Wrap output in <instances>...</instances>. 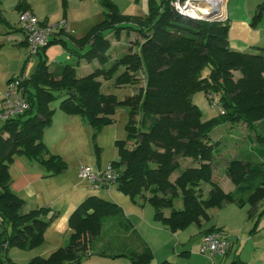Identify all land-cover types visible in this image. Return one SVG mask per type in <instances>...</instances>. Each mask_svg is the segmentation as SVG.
Returning a JSON list of instances; mask_svg holds the SVG:
<instances>
[{"label": "trees", "instance_id": "16d2710c", "mask_svg": "<svg viewBox=\"0 0 264 264\" xmlns=\"http://www.w3.org/2000/svg\"><path fill=\"white\" fill-rule=\"evenodd\" d=\"M173 1L148 0V13L134 16L123 14L114 0H100L105 18L87 35L70 36V43L55 37L38 51L37 67L23 82L30 108L0 127V264H21L7 255L9 248L39 246L49 224L59 217L51 207L25 212V200L10 186V166L17 155L38 162L49 176L67 170L64 159L43 141L58 94L65 95L60 109L83 116L95 137L114 121L117 107L128 109L127 137L116 141L118 159L110 162L118 172L116 186L135 203H151L155 220L170 231L192 224L202 226L210 221L211 209L227 203L250 204V217L256 215L264 201V161L226 159L225 172L234 184L233 191H226L213 180L215 158L222 152L210 133L221 122H243L249 128L264 125V45L256 53L233 50L228 20L185 17ZM19 8L30 10L23 5ZM263 16L264 1L257 6L252 25L257 26ZM109 30L117 39L125 30L135 31L141 39L110 67L99 66L78 76L82 61L97 60L105 65L110 59ZM54 43H63L76 61L49 62L43 53ZM134 44L139 47L136 51ZM206 66L210 73L203 76ZM101 77L115 79L117 87L135 85L137 90L119 99L114 93L103 92ZM196 92L218 96L225 113L203 120V111L193 100ZM132 140L135 143L129 147ZM256 140L264 142L263 131L256 132ZM185 159L191 164L183 165ZM205 183L211 184L207 195ZM177 199H181L182 208L176 207ZM262 210L264 213V207ZM69 226L67 245L22 264H82L92 256L127 257L132 264H149L154 259L152 248L111 199L88 196L70 215ZM217 231L225 234L216 225L205 234ZM105 237L106 242L100 245ZM186 253L189 251L182 252ZM159 264L181 263L165 260Z\"/></svg>", "mask_w": 264, "mask_h": 264}, {"label": "crops", "instance_id": "0c3cea01", "mask_svg": "<svg viewBox=\"0 0 264 264\" xmlns=\"http://www.w3.org/2000/svg\"><path fill=\"white\" fill-rule=\"evenodd\" d=\"M114 1L120 6L121 1L124 0ZM263 1L264 0L223 1V9L229 21V45L233 50L256 53L259 51L258 47L264 45V16L257 26L252 25V18L256 8ZM19 5H23V7L25 6L32 10L43 23L55 24L65 21L66 27L63 30H56L52 38H62L69 41V43L71 42L70 36L80 38L87 35L92 27L105 18V11L100 0H0V31H4V34L10 33L11 30L23 33L20 45L26 48L27 43L25 34L20 26V15L22 11ZM59 44L68 51L63 43ZM1 46L2 45H0V48ZM43 55H45L49 61L46 50ZM31 74L22 75L30 76ZM9 80L10 78H7L5 86L0 89V101ZM54 119L62 121L67 132L70 131L68 129H74V123L85 128L91 126L83 116L81 117V115L78 114L69 115L61 111L60 107L55 108L53 124ZM53 124L45 130L43 135V141L48 145L49 149H51L52 145L49 132L54 128ZM51 152L53 153V151ZM81 165H76L74 171L69 175H67L66 172H62L49 176L47 171L38 162L24 155H17L15 157L14 162L10 166V186L17 195L25 200L24 211L29 212L40 207H51L59 212V217L49 224L45 231V240L39 246L34 249H21L18 247L9 248L7 255L14 262L22 264L30 261L34 257H47L57 248L67 245L71 234L69 226L70 215L78 205L90 195H98L107 199H112L118 204H122V206L119 205L122 207L125 216L140 234L144 242L150 247L154 246L147 238L149 236L144 228V224L153 227L169 239L174 238L166 227L164 228L154 222V207L151 209L148 207L147 203L138 205V203L133 201V203L129 202L121 195L122 191H120L117 186L115 187L117 189L115 191L113 187L110 189L91 188L88 183L83 180L86 182V184H84L80 177ZM222 167L223 166H221V169ZM100 168L104 167L99 161L97 169ZM233 189L226 191H232ZM261 205H263V202L259 204V206ZM245 206L239 207L235 203H227L223 207L218 208L219 211L216 214L217 219L211 221V223L213 222L212 225L209 224V221L203 224L205 228L202 230L201 238L197 244H192L188 249H185L186 245L182 242V238H179L180 235H176L178 241L173 242L174 245L173 247L169 246V250L167 249L168 245H164L161 254H158L157 250L151 247L154 252V259L149 264H159L165 260L181 264H264V226H259L260 220L264 218L255 216L250 217V209L248 219H256L254 225L251 227V225L247 223L248 219L245 213H243ZM239 208H241V210H239ZM223 211L226 212V217L223 216ZM262 215H264V213ZM211 216V219L215 218V215L212 213ZM213 225H216V227L224 231L229 237L231 244L226 255L216 256L211 259L201 252V245L206 229ZM1 229L0 224V232ZM105 239L106 237L103 238L100 245L106 242ZM179 244L183 246L179 248ZM183 251H189V253L182 254ZM82 264H132V262L127 257L109 258L105 256H92L84 259Z\"/></svg>", "mask_w": 264, "mask_h": 264}, {"label": "rangeland", "instance_id": "374dc122", "mask_svg": "<svg viewBox=\"0 0 264 264\" xmlns=\"http://www.w3.org/2000/svg\"><path fill=\"white\" fill-rule=\"evenodd\" d=\"M181 1L185 2L187 0ZM119 7L123 14L134 16H145L148 13L149 8L148 0H124L121 1ZM4 33V31H0V45H2L0 48V89L5 86L7 78L12 79L19 77L22 74H31L35 70L37 62L39 60V56L37 54H31L28 48L20 45V43L22 42L23 33L15 30H11V32L8 34ZM106 35L112 41V46L109 51V54L111 55L110 59L107 61V63H105V65L101 64L97 60L93 62L82 61L77 69L78 76H84L93 71L94 68L99 66H105L106 68L110 67L116 58H119L128 52L130 45H132L135 40L141 39L140 36L132 30L130 32H128L127 30L123 31L119 39L115 37L114 32L111 30L107 31ZM134 48V50L136 51L139 47L134 44ZM46 55L49 57V61L52 62L59 63L66 61H76L75 57H73L59 43H55L47 47ZM209 73L210 67L206 66L202 71V75L208 76ZM100 80L103 84V92L114 93L119 99H123L125 96L133 94L137 90V86L135 85L117 87L114 85L115 79L106 80L101 77ZM64 97V94H58L57 98L52 102V107H60L61 101L64 99ZM193 100L202 109L203 120H209L220 115L221 107L219 104L218 96H215L214 99H211L204 92H196L193 95ZM213 101H215L219 105L217 107H213ZM128 121V109L124 106H119L117 107L116 113L114 115V121L104 125L101 131L95 137L94 129L91 126H87L88 128H85L79 126V124L77 123H74V129H68L70 131L67 132L65 126L62 124V121L54 119L53 124L52 119L54 128H52L49 132L52 140L51 149L49 150L53 151V153H56L64 159V161L68 165V168L65 171L67 175L74 171L76 165L81 164H89L97 169L98 163L100 161L103 167L106 168L109 165L110 161L118 159L116 141L119 139H125L127 137L126 124ZM1 125L2 123H0V127ZM262 131L264 132V125H258L255 128H249L247 124L243 122H221L217 124L211 131L210 137L212 141H219L218 148L222 152L221 154L217 153L215 158V161H217V165H214L213 180L218 182L225 190H231L234 188L233 182L225 172V166L227 162L226 159L231 160L238 158H248L254 162L264 161V142L259 143L256 140V132L261 133ZM134 143V140L130 141L129 147H132ZM96 144L98 146V150L96 148ZM59 152L63 155H61ZM182 164L185 166L191 164L190 159L183 160ZM221 166H223L222 169ZM178 172L179 171H177L173 175V177H175ZM81 181L86 184L83 179ZM115 187L116 185L113 186V189L116 191L117 189ZM210 188V183L203 184L205 195H207ZM121 195L125 197L129 202L133 203L128 195L123 192H121ZM147 204L148 207L153 209L151 203ZM120 205L122 206V204ZM182 206L183 205L181 199H177L176 207L182 208ZM263 207L264 201L263 205L258 207L255 217L264 218V215L260 216L263 213ZM250 209L251 206L249 204H247L243 209V213H245L247 219ZM239 210H241V208H239ZM218 211V208L211 209V213L215 215V218H212L209 221L210 225H212L213 223H211V221H215L217 219L216 214L218 213ZM223 216H227L226 212L224 211ZM153 218L155 223L165 228V226L160 221L155 220V211ZM255 220L256 219H248L247 223L252 227ZM259 226H264V219L260 220ZM144 228L149 236L147 237L148 240L154 246L151 247L157 250L158 254H161V250L164 245L167 244V249L169 250V246L173 247V242L178 241L176 235H180L179 238H182V242L185 243L184 245H186L185 249H188L192 244H197L199 239L201 238L202 230L205 227L203 225L198 226L196 224H192L186 229L180 230L178 232H172L168 229L170 231L168 232L171 233L172 236H174V238L172 239L167 238L165 235L161 234L153 227H149L144 224ZM182 246L183 245L181 244L178 245L179 248Z\"/></svg>", "mask_w": 264, "mask_h": 264}, {"label": "built area", "instance_id": "2783aa9c", "mask_svg": "<svg viewBox=\"0 0 264 264\" xmlns=\"http://www.w3.org/2000/svg\"><path fill=\"white\" fill-rule=\"evenodd\" d=\"M177 12L192 17L194 19L220 20L226 21L227 15L223 9V0L216 2H206L203 0H174L172 2ZM212 6L215 7L212 12ZM212 12V13H211ZM20 26L25 34L27 48L31 54H37L46 47L54 32L64 29L66 22L62 21L55 24L41 22L38 17L30 10L23 11L20 15ZM25 76L12 78L8 81L6 90L0 101V123H3L17 115L26 112L30 108V102L24 93L23 82ZM211 99H214L210 96ZM213 107H217L215 101ZM220 112L225 113L221 108ZM80 177L88 183L91 188L101 189L117 185L118 172L109 164L106 168L95 169L89 164L80 167ZM230 239L222 232H210L205 234L202 239L201 252L208 255L211 259L216 256L226 255L230 247Z\"/></svg>", "mask_w": 264, "mask_h": 264}, {"label": "bare ground", "instance_id": "6f19581e", "mask_svg": "<svg viewBox=\"0 0 264 264\" xmlns=\"http://www.w3.org/2000/svg\"><path fill=\"white\" fill-rule=\"evenodd\" d=\"M204 1V0H203ZM206 2H216V1H219V0H205Z\"/></svg>", "mask_w": 264, "mask_h": 264}, {"label": "water", "instance_id": "95a60500", "mask_svg": "<svg viewBox=\"0 0 264 264\" xmlns=\"http://www.w3.org/2000/svg\"><path fill=\"white\" fill-rule=\"evenodd\" d=\"M211 10H212V12H214V10H215V7H214V6H212ZM212 12H211V13H212Z\"/></svg>", "mask_w": 264, "mask_h": 264}]
</instances>
